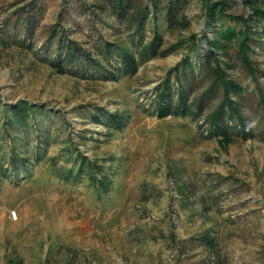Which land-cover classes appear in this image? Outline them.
Segmentation results:
<instances>
[{"label":"rangeland","instance_id":"1","mask_svg":"<svg viewBox=\"0 0 264 264\" xmlns=\"http://www.w3.org/2000/svg\"><path fill=\"white\" fill-rule=\"evenodd\" d=\"M224 1L211 19L189 0L186 29L150 14L140 42L107 0H0L2 106L42 109L20 130L0 107V264H264L263 22ZM154 31L167 53L147 58Z\"/></svg>","mask_w":264,"mask_h":264},{"label":"trees","instance_id":"2","mask_svg":"<svg viewBox=\"0 0 264 264\" xmlns=\"http://www.w3.org/2000/svg\"><path fill=\"white\" fill-rule=\"evenodd\" d=\"M107 1V5L111 10L112 16L115 17L117 20L126 21L128 27L132 29L133 37H136L137 39V36H139L140 42L143 41L145 23L150 14H152L155 24H157L159 18L162 17L165 20L167 28L169 30L186 29L190 25L189 18L185 13L189 4V0H146L144 4L141 3L140 0H138L137 2H135L134 0ZM202 1L205 4L206 13L208 16H210L211 19L221 18L225 15L223 9L225 6L224 0H218L215 2H212V0ZM248 1L251 4L252 16H256L258 18V22H263L262 29L264 30V9L259 4L260 0ZM232 18L235 20L236 24H239L240 22L246 23L247 21L242 16H232ZM248 34L249 31L245 28H240L239 30H236L234 27L231 26L224 29H220L219 32V35L221 37H226V35H228L231 39L234 38L238 40V50L242 61L244 62L248 70L251 73H254L255 68L248 54V51L251 50V46L248 43ZM210 44L213 45L215 49H221L224 46L220 40V37L210 42ZM161 45L162 37L160 34H158L157 31H154L153 38L149 42H146L145 44L140 46V54L142 56H146L147 58L165 55L167 51L162 50L160 48ZM120 55L123 69L129 72H134L137 67L135 52L123 48ZM215 65L217 69V75L220 77V79H223L224 73L222 71V66L220 65L218 59L215 60ZM53 66L59 67L57 69H59L60 72L64 71V68L61 65L53 64ZM222 81L223 85L225 86L226 92H228L229 89H232L234 92L242 91V88L238 84L227 81L226 79H223ZM158 96L159 101L162 103L159 106L160 114L163 115L164 113H167L168 109V107H166L164 103L166 96L163 91L160 92ZM226 101L233 110H236L234 106V100L227 97ZM260 102L264 105V97H261ZM1 106L2 101L0 98V107ZM2 108L4 112L3 114L6 116V121L10 123L9 125L20 130L30 129V120L34 118L37 110H42L41 108H38L27 101H20L14 105H10L7 107L2 106ZM212 118L214 122V127L222 129V124L224 122L222 117V111H215L212 115ZM239 121L240 123H242L243 119L240 117ZM223 137L226 141H228V139L230 138L228 133L225 131H223ZM13 157L17 159L21 158L22 155L20 156L17 151H14Z\"/></svg>","mask_w":264,"mask_h":264},{"label":"bare ground","instance_id":"3","mask_svg":"<svg viewBox=\"0 0 264 264\" xmlns=\"http://www.w3.org/2000/svg\"><path fill=\"white\" fill-rule=\"evenodd\" d=\"M12 218H16V217H15V216H12ZM12 218H11V219H12ZM13 220H14V219H13Z\"/></svg>","mask_w":264,"mask_h":264}]
</instances>
